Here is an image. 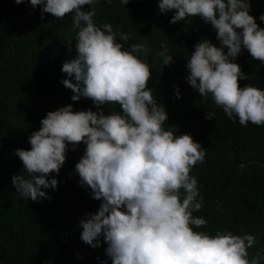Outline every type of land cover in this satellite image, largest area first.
<instances>
[{"label": "clouds", "instance_id": "9594fccd", "mask_svg": "<svg viewBox=\"0 0 264 264\" xmlns=\"http://www.w3.org/2000/svg\"><path fill=\"white\" fill-rule=\"evenodd\" d=\"M111 1L30 0L48 18L69 22L75 51L69 47L58 59L57 73L73 102L90 99L97 109L74 111L69 104L48 112L29 136L31 149L15 153L24 171L12 177L13 186L38 201L49 198L42 189L58 190L60 181L48 177L59 175L69 145L85 148L75 157V185L83 195L55 200L57 220L71 222L83 256L58 251L52 264L65 258L73 264H262L255 236L200 230L209 224L206 198L191 169L206 160L205 145L195 133L165 128L174 111L154 98L149 65L139 56L150 54L167 67L173 51L188 52L194 97H187L211 104L188 120L214 122L237 138L238 158L264 176V86L249 83L234 62L246 49L264 63V0H156L142 19L128 14L130 0H118L128 5L120 28L94 22ZM109 103L120 111L106 114L101 106ZM211 178L225 181L228 172L213 170Z\"/></svg>", "mask_w": 264, "mask_h": 264}, {"label": "trees", "instance_id": "16d2710c", "mask_svg": "<svg viewBox=\"0 0 264 264\" xmlns=\"http://www.w3.org/2000/svg\"><path fill=\"white\" fill-rule=\"evenodd\" d=\"M155 1L130 0L129 11L128 5L122 6L118 0L113 1L115 4L107 2L94 22L120 28L124 12L142 19ZM42 8L43 5L33 7L30 0L27 5L0 0V264H52L58 251L83 256L82 248L74 244L71 222L57 220L55 200L83 195L81 184L75 185L78 175L75 157L83 155L85 148L82 152L73 151L69 145L59 175L53 173L48 177L60 181L58 190L54 193L52 188L42 189L49 198L32 201L21 197L12 183V177L24 171L16 150L31 149L29 136L40 129L48 112L69 104L74 111L97 110L90 99L73 102V93L61 83L57 61L69 47L75 51L76 41L72 42L73 31L66 19L48 18ZM130 38L139 43L136 36ZM170 55L174 62L167 67L150 54L146 57L140 54L139 58L149 65V88L154 98L167 111H174L165 128L174 127L176 134L183 130L195 133L205 145L206 160L191 169L203 182L206 198L203 206L209 224L200 230L212 235L218 231L249 233L261 244L264 257V176L252 174L238 158L237 138L225 136L214 122L200 124L188 120L194 111L211 104L187 97L194 92L187 82L188 52L173 51ZM234 62L249 77L246 79L249 83L264 86V63L252 59L246 49ZM177 89L181 98H176ZM101 107L106 114L120 111L117 104ZM216 169L226 170L228 179L213 180L211 176ZM259 171L264 173V167H259ZM88 189L85 187L84 194ZM63 262L73 264L69 258ZM261 263L264 264V259ZM87 264L94 262L88 260Z\"/></svg>", "mask_w": 264, "mask_h": 264}]
</instances>
